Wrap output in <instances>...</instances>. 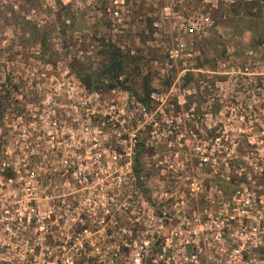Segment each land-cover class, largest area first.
Returning a JSON list of instances; mask_svg holds the SVG:
<instances>
[{"label":"rangeland","instance_id":"rangeland-1","mask_svg":"<svg viewBox=\"0 0 264 264\" xmlns=\"http://www.w3.org/2000/svg\"><path fill=\"white\" fill-rule=\"evenodd\" d=\"M122 1L113 5L109 0H0V159L10 156L14 142H28L29 136L41 141L33 130L11 132L3 126L15 121L10 115L20 113L26 103H34V121L40 120L39 102L17 99L24 93L23 81L73 76L97 88L125 82L135 90L147 75L151 91L171 90L167 99L179 117L187 106L192 109L190 135L178 133L172 139L173 149L165 147L169 138L162 140L155 150L158 158L139 157L143 171L152 175L150 184L154 190L168 186L185 190L187 212L193 218L190 232L205 239L203 263L264 264V106L260 105L264 101L236 88L244 76L229 70L245 62L248 49L255 53L251 59L262 60L264 68V3ZM189 9L207 12L213 29L208 37L194 41L196 66L187 73L179 61L170 62V67L164 64L177 34L171 11ZM106 48L109 54L118 50L122 59L117 78L104 74ZM247 106L259 112L249 113ZM202 110L209 112L201 116ZM200 156L206 157L205 163L198 164ZM161 159L174 171L162 167L163 173L155 176L159 169L154 171L151 160ZM234 250H239L241 261Z\"/></svg>","mask_w":264,"mask_h":264},{"label":"built area","instance_id":"built-area-1","mask_svg":"<svg viewBox=\"0 0 264 264\" xmlns=\"http://www.w3.org/2000/svg\"><path fill=\"white\" fill-rule=\"evenodd\" d=\"M238 1L218 0L226 6ZM171 12L177 34L164 65L179 61L188 73L196 66L192 45L210 35L213 20L197 10ZM252 52L229 70L244 76L243 83L235 80L236 88L246 89L250 98L257 94L263 103L264 68L262 60L251 59ZM22 88L17 99L39 102L40 120L34 121V103H26L10 115L14 123L3 126L11 132L33 130L41 141L29 136L28 142H14L10 156L0 159V264H205V239L190 232L185 190H154L152 175L139 160L143 154L160 157L155 150L162 140L169 138L165 147L173 149L178 133L190 135L192 109L187 106L179 117L167 99L170 89L150 90L146 105L123 86L88 87L73 76L28 79ZM1 119L5 122L6 115ZM163 159L151 160L154 171L159 169L155 176L162 167L174 171ZM198 161L205 163L206 157ZM232 253L241 261L239 250Z\"/></svg>","mask_w":264,"mask_h":264},{"label":"trees","instance_id":"trees-1","mask_svg":"<svg viewBox=\"0 0 264 264\" xmlns=\"http://www.w3.org/2000/svg\"><path fill=\"white\" fill-rule=\"evenodd\" d=\"M148 23L150 24V20L148 21ZM261 43V42H259ZM258 43V44H259ZM106 52V54H109L110 51L107 50H104ZM119 53H118V50H114L111 54L108 55V63L105 64L104 66V74H108L109 77L111 78H117L120 74V71L122 69V66H123V63H122V59H120L118 57ZM125 83V82H124ZM124 83H121V85L128 89L129 91L132 92V94L135 96V98L144 103V104H148L149 103V99H148V95H149V92H150V88H149V81L147 79V75L144 77V80L142 83L139 84V86L135 89V90H132L131 88V85L130 86H124L125 84ZM84 84H86L88 87L90 86V81L89 80H84ZM110 87H112V84H110ZM241 182L242 180H237V182ZM242 183L244 184V182L242 181ZM242 183L238 184L236 183L237 185H241ZM236 185V186H237ZM258 185V184H257ZM259 186V185H258Z\"/></svg>","mask_w":264,"mask_h":264}]
</instances>
